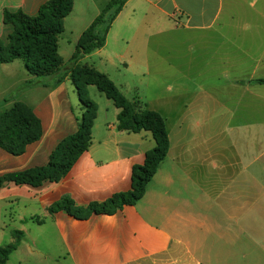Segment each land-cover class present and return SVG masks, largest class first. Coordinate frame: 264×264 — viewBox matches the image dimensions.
<instances>
[{
  "label": "crops",
  "instance_id": "1",
  "mask_svg": "<svg viewBox=\"0 0 264 264\" xmlns=\"http://www.w3.org/2000/svg\"><path fill=\"white\" fill-rule=\"evenodd\" d=\"M47 1L0 0V39L11 31L4 10L36 15ZM132 2L111 24L103 47L81 60L93 54L104 64L111 63L108 55L121 60L120 83L98 71L142 103L136 80L153 73L146 52L152 8L162 18L153 23L173 21V29L207 43L208 58L218 64L212 69L221 66L223 95L213 84L202 103L206 110L184 111V102H196L179 96L182 85L167 96L173 85L162 83L166 99L146 107L164 119L169 149L143 197L112 215L51 212L65 197L86 208L128 192L133 166L155 146L148 131L118 130L111 100L113 107H101L90 99L97 107L91 144L60 181L0 186V248L15 245L5 264H264V84L257 83L264 79V0ZM110 36L118 50L102 52ZM16 61L0 64V113L25 104L41 136L19 156L0 149V176L45 166L58 143L77 132L83 112L68 77L18 92L31 76Z\"/></svg>",
  "mask_w": 264,
  "mask_h": 264
},
{
  "label": "trees",
  "instance_id": "2",
  "mask_svg": "<svg viewBox=\"0 0 264 264\" xmlns=\"http://www.w3.org/2000/svg\"><path fill=\"white\" fill-rule=\"evenodd\" d=\"M74 0H48L36 15L22 11L4 10L3 24L11 29L0 39V64L22 60L31 79L23 83L18 92L49 81L58 84L70 78L83 112L78 119L77 132L62 139L49 156L45 166L0 176L4 183L28 185L33 188L42 183L58 182L71 169L77 159L91 144V130L97 107L88 96L87 88L94 86L111 100L119 110L117 128L120 131L151 133L155 146L146 152L142 165L133 166L131 189L117 193L102 203H91L86 208L75 207L68 198H62L51 209L65 211L75 217L89 214L112 215L124 206H133L139 201L147 184L155 175L159 164L169 149L165 121L156 111L147 109L137 98L126 99L109 78L80 60L105 44L111 24L128 0H108L102 11L80 35L74 53L64 64L58 55V38L63 33V21L71 13ZM257 83L264 84V79ZM46 86V84H44ZM41 125L25 104L17 102L9 110L0 113V149L12 156L24 153L25 148L39 140ZM15 245L0 248V264H5Z\"/></svg>",
  "mask_w": 264,
  "mask_h": 264
},
{
  "label": "rangeland",
  "instance_id": "3",
  "mask_svg": "<svg viewBox=\"0 0 264 264\" xmlns=\"http://www.w3.org/2000/svg\"><path fill=\"white\" fill-rule=\"evenodd\" d=\"M108 0H74L71 13L63 21V33L58 38V55L62 62L66 64L74 53L76 43L82 34V32L92 23V21L99 15L100 11L107 4ZM129 5H143L141 0H133ZM129 8L126 10V17H128ZM148 18L151 20L147 24V63L151 71L153 72L150 77L143 78L141 84L138 83L139 96L142 99V103L145 105L158 104L162 100L166 99V90L162 89V83H171L173 85V91L167 96H175V87L183 86L178 92L179 96L185 100H191L193 102L189 105L184 102L185 110H206L207 108L202 105L203 101H206L209 88L214 84L217 87H221L217 90L220 95H223L222 74L218 73L219 68L212 69L218 64L212 63V60L207 56V43L197 41L199 40L193 32L182 31L181 29L175 30L174 22L170 23L162 20L160 24L153 23V20L162 19L154 9L148 10ZM124 16H122L123 18ZM116 24L114 31L120 27ZM163 23V24H162ZM113 34V32H112ZM111 34V36H112ZM109 38L107 47L102 49V52L118 50ZM192 37L196 38V41L192 40ZM143 44V48H144ZM100 49L95 50L94 52ZM93 52V53H94ZM105 56V55H104ZM110 64H104V59L98 54H93L90 58L80 60V64L93 67L95 70L101 69L102 72H108L113 80L120 83L122 78L119 75L117 69L121 73H124V67L122 61L116 57H111ZM219 59H217L218 61ZM15 65H20L24 70V63L22 60H17ZM99 72V71H98ZM101 73V72H100ZM103 74V73H102ZM127 77H129L127 75ZM131 78V77H129ZM152 79V80H151ZM153 83V84H152ZM149 84V85H148ZM161 86V87H153ZM91 93L89 98L95 102H98L101 107L103 103H108L113 107L111 101L105 98L95 87H90ZM124 97L129 100L135 95L134 91L131 93H124ZM77 99V96H75ZM199 101V104L198 102ZM79 109L80 104H78ZM80 118V115H79Z\"/></svg>",
  "mask_w": 264,
  "mask_h": 264
}]
</instances>
